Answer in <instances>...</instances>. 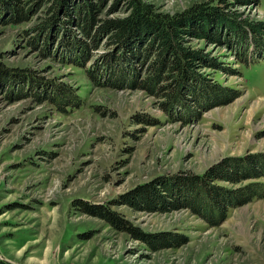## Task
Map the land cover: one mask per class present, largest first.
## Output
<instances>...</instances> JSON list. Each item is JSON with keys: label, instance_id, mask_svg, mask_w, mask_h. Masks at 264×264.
<instances>
[{"label": "rangeland", "instance_id": "1", "mask_svg": "<svg viewBox=\"0 0 264 264\" xmlns=\"http://www.w3.org/2000/svg\"><path fill=\"white\" fill-rule=\"evenodd\" d=\"M18 1L27 17L8 22L10 1L0 0V257L14 264H264V198L229 207L221 221L187 207L136 209L126 200L160 176L201 173L224 157L264 154V60L244 64L222 43L187 38L190 49L216 64L201 75L237 96L195 106L196 116L184 120L179 109L169 115L159 97L136 86L152 53L135 66L133 78L113 80L105 72L95 79L88 67L101 69L104 57L118 59L125 50L115 53L106 33L88 53L71 50L72 33L92 42L75 24L66 28V39L61 27L50 25L43 43L36 26L48 0ZM144 1L158 13H179L218 0ZM226 1L218 3L223 11L264 22V0ZM125 9L122 0H101L96 19L123 17ZM3 69L15 76L4 81ZM28 73L38 86L25 80L21 90ZM130 79L134 86L125 85ZM57 84L69 87L81 105L61 111L47 96ZM248 182L216 185L235 189ZM78 200L109 207L130 228L81 210ZM162 236L173 243H160Z\"/></svg>", "mask_w": 264, "mask_h": 264}, {"label": "trees", "instance_id": "2", "mask_svg": "<svg viewBox=\"0 0 264 264\" xmlns=\"http://www.w3.org/2000/svg\"><path fill=\"white\" fill-rule=\"evenodd\" d=\"M9 1L11 5L6 7L9 13L8 22L25 20L27 11L20 1ZM38 1L41 0H36L35 3ZM100 2L101 0L97 3L92 0H48L47 15L42 23L36 26L37 39L44 43L45 35L49 34H45V29L49 30L50 25L52 28L56 25L61 27L62 33L64 32L62 36L66 39V35L71 32L66 28L75 24L92 42L75 40V34L72 33L73 39L69 40L70 49L78 48L80 53H85L95 46L94 43L101 34L106 33L115 53L122 49L125 51L118 59L113 53L104 57L101 69L98 67L93 70L92 66L88 67V73L95 79H100L105 72V76H111L113 80L123 74L133 78L138 74L135 66H138V63L141 66L152 53L153 60L148 62L145 79L136 86L145 88L159 97L161 107L167 110L169 115H175L179 109V113L184 115V120H190L196 116L195 106L206 108L225 103L237 96L229 87L218 85L201 75L200 69L215 67L216 64L211 62V58H205L201 51L190 49L187 38H206L218 44L222 43L234 51L240 59L239 62L244 64L264 59V22L241 18L236 11H223L221 7L227 4L226 0L206 2L179 13H158L144 0H122L126 7L125 16L97 20ZM60 16L62 20H58L57 17ZM96 20L98 22H95ZM59 27H56V30ZM77 51H73V54H78ZM87 60L82 61L83 67ZM227 71L229 74L240 73L239 70L231 73L228 68ZM3 72L6 76L4 81L8 77L13 78L10 76H15L12 71L3 69ZM23 75L25 77L21 79V90L24 89L25 80L28 87L38 86L32 75ZM125 83L127 86H134V79ZM47 96L63 112L81 105V99L69 87L67 89L61 84L52 85ZM175 117L177 118V115ZM261 177H264L263 153L224 157L201 173L180 172L142 183L133 189L131 195L126 196V200L136 209L171 211L187 207L197 214L201 213L204 219L210 221L213 217L221 221L229 207L264 198V183L259 181ZM245 180L250 182L235 189L216 185L217 181L235 185ZM77 203L81 210L87 213L99 215L116 226L130 228L127 222L120 219L109 207H95L81 200ZM169 238L162 236L158 240L162 244H172V239ZM0 264L14 263L0 257Z\"/></svg>", "mask_w": 264, "mask_h": 264}]
</instances>
